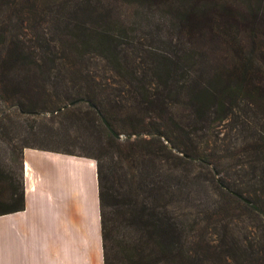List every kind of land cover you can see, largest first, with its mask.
Listing matches in <instances>:
<instances>
[{
    "label": "rangeland",
    "instance_id": "1",
    "mask_svg": "<svg viewBox=\"0 0 264 264\" xmlns=\"http://www.w3.org/2000/svg\"><path fill=\"white\" fill-rule=\"evenodd\" d=\"M181 1L182 11H189L184 0H39L44 21L36 30L43 37L36 41L48 42L52 49L49 55L37 51L35 59L48 55L54 62L43 69L24 67L11 54L17 40H0V168L21 179L22 153L28 148L100 157L110 169L117 198L138 199L170 219L192 240L197 264H221L219 253L230 255L235 247L258 251V264H264V199L259 173L248 165L258 120L238 106L233 115L222 117L211 103L205 122L197 121L191 89L206 76L196 64L189 35L179 31L172 16ZM75 24L83 29L80 37L71 31ZM180 57L188 73L165 84L161 69ZM83 92L102 100L119 140L87 104L59 111ZM154 100L168 109L152 105ZM166 136L205 162L184 154L175 163L148 156L144 165L139 147L148 145L156 152L159 144H167ZM192 181L193 191L187 189L191 202L178 193ZM219 184L241 189L238 194L250 204ZM107 210L112 215V208ZM130 218L115 215L116 236L138 237L142 225Z\"/></svg>",
    "mask_w": 264,
    "mask_h": 264
},
{
    "label": "trees",
    "instance_id": "2",
    "mask_svg": "<svg viewBox=\"0 0 264 264\" xmlns=\"http://www.w3.org/2000/svg\"><path fill=\"white\" fill-rule=\"evenodd\" d=\"M38 1L0 0V40H3L5 36L9 38L7 40H17L13 44L11 53L14 61H19L24 67L43 69L47 62L53 63L54 60L48 57L52 49L51 45L48 42L40 44L39 41H36L43 37V33L39 35L36 29L39 23L44 21L38 8ZM166 1L157 0L158 3ZM184 1L190 3V10L182 11L181 1L174 8L172 16L178 22L179 31L184 35H189L191 39L189 43L197 56L196 64L201 66V71L206 76V80L199 79L191 89V99L197 107L196 119L200 124L205 122V115L211 103L215 104V112H221L222 117L233 115L232 108L235 106H238L246 114L250 113L256 116L258 121L255 130L258 138L253 145V155L248 165L259 173L257 178L261 186L259 189L260 198L264 199V0ZM81 5L83 4L81 3ZM71 31L77 37L83 34L82 27L77 24L71 27ZM71 36L73 37V35ZM2 51L0 45V56ZM37 51L47 52L48 55H38V60H36ZM184 65L185 59L182 57L171 65H165L160 73L165 84L168 81L173 82V77L181 75V73L187 74ZM79 97V99L92 102L103 117L110 122L112 128L113 126L115 128L102 100L95 93L83 92ZM158 102L154 100L152 105L161 107V110L168 109L164 106V102L162 104ZM95 113L97 112L95 111ZM166 137L167 144H159L156 152H152L148 145L139 147V156L144 165L146 163L143 159L148 156H157L164 160L175 159L172 161L175 163L176 160H184V154L188 155L189 160H195L201 164L205 162L198 154H187L185 148H181V144L175 138ZM152 143L148 144L152 145ZM38 150L95 160L99 183L104 264L198 263L199 258L193 249L192 240L181 229L175 227L170 219L159 216L153 207L147 208V205L139 204L138 199L132 201L130 197L121 200L117 198L112 188L110 169L105 166L100 157ZM174 151L178 155H174ZM214 167L220 174L217 164ZM192 182H189L192 185L184 184L183 189L178 193L181 198L186 197L191 202L192 198L187 189L193 191L191 186L194 185V181ZM219 186L221 187L220 184ZM227 189L235 191V193L242 192L241 189H234L233 186L231 189ZM261 202L264 205V200ZM24 207L23 177L18 179L10 171L0 168V216L21 212ZM109 208H112V215L107 210ZM119 214L126 219H131L132 216L136 223L139 222L142 225L137 238H130L126 234L115 235L117 222L115 215ZM204 247L210 248L206 243ZM235 250L236 252H229L230 255L224 254V252L219 253L217 260L222 262L221 264H258V251L251 249L248 252L241 248L239 250V247H235ZM208 253L215 256L209 250ZM243 255L246 259L237 261Z\"/></svg>",
    "mask_w": 264,
    "mask_h": 264
},
{
    "label": "crops",
    "instance_id": "3",
    "mask_svg": "<svg viewBox=\"0 0 264 264\" xmlns=\"http://www.w3.org/2000/svg\"><path fill=\"white\" fill-rule=\"evenodd\" d=\"M25 207L0 216V264H104L93 159L24 149Z\"/></svg>",
    "mask_w": 264,
    "mask_h": 264
},
{
    "label": "water",
    "instance_id": "4",
    "mask_svg": "<svg viewBox=\"0 0 264 264\" xmlns=\"http://www.w3.org/2000/svg\"><path fill=\"white\" fill-rule=\"evenodd\" d=\"M80 103H84V104H87L91 109L95 110L102 122V124L104 125V127L108 130V132L117 140H119L121 138V136L115 132V130L112 128V126L108 123V121L103 117V115L99 112V110L96 108V106L88 101V100H85V99H78V100H75L73 102H71L70 104L64 106L63 108H61L59 111H62L64 109H67L68 107H72L76 104H80ZM222 188H224L227 192H229L230 194H232L233 196H235L236 198H238L239 200L243 201L244 203L246 204H250V202L245 199L242 195L238 194V193H235L227 188H225L223 185H221Z\"/></svg>",
    "mask_w": 264,
    "mask_h": 264
}]
</instances>
